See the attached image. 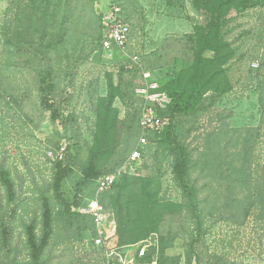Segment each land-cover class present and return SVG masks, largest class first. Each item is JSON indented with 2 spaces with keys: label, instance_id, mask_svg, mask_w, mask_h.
<instances>
[{
  "label": "rangeland",
  "instance_id": "obj_1",
  "mask_svg": "<svg viewBox=\"0 0 264 264\" xmlns=\"http://www.w3.org/2000/svg\"><path fill=\"white\" fill-rule=\"evenodd\" d=\"M13 1L0 0V168L10 172L15 186V200L10 201L0 183V219L7 221L12 233L10 262L29 261L26 226L36 222L41 235L42 202L46 197L55 225L44 264H106L102 249L93 245L89 234L78 232V226L56 199L53 180L57 161L47 153L66 149L63 163L69 174L62 183L63 198L70 203L75 197L85 202L92 199L95 185L83 184L81 170L103 140L95 109L108 95L109 80L115 85L122 79L134 87L142 86L140 68L130 60L134 55L139 57L141 68L151 71L153 80L159 83L189 69L193 63L190 37L194 27L205 25L208 17L194 8L192 0H115L128 17L132 40L127 51L106 53L98 42L101 17L109 10L110 0H75L70 12L65 0H52L51 35L36 47L49 50V54L36 58L23 55L15 41L6 39L7 24L11 25L12 37L26 20V14L16 17ZM22 1L21 6L28 8L29 2ZM231 19L224 33L236 51L226 66L230 91L215 103L210 99L212 93L208 94L199 113L176 120L178 133L192 153L189 181L200 195L202 230H198L174 178L173 156L166 144L153 140L136 177L160 183L158 199L169 207L163 210L159 234L116 249L124 263L135 264L140 258V245L145 243L151 264H157L158 241L171 235L175 240L166 250L167 264H186L188 250L200 264H264V222L257 220L256 211L245 220V213L228 198L232 189L235 193L248 186L252 191L256 187L264 189V113L260 106L264 94V7L242 15L233 12ZM254 62L260 65L258 70L253 69ZM42 67H50L53 72L54 100L62 114L59 121H53L40 104L38 71ZM134 107H140V103ZM114 108L118 120L108 139L105 172L123 165L138 142V125L130 122L134 110L119 98ZM235 178L241 184L231 188ZM104 202L108 204V200ZM113 218L114 214L109 216V228ZM4 253L0 252V264L8 259Z\"/></svg>",
  "mask_w": 264,
  "mask_h": 264
},
{
  "label": "trees",
  "instance_id": "obj_2",
  "mask_svg": "<svg viewBox=\"0 0 264 264\" xmlns=\"http://www.w3.org/2000/svg\"><path fill=\"white\" fill-rule=\"evenodd\" d=\"M26 1L29 2L28 8L21 6L24 4L22 0H14L15 5L12 2L11 7L15 8L16 17L21 18L26 14V20L20 24L21 26L18 25L20 27H17L15 30L16 35H12V37L11 25L7 24L5 36L9 43L15 41L16 48L23 55L30 54L36 58L38 56L44 57L49 54V50H37L36 47L38 46V42L44 44L45 40L51 35L50 29L53 27L50 24L54 17L51 14L54 12V5L51 3L52 0ZM74 1L65 0L68 12L72 9ZM192 3L197 11L207 15L208 21L205 25H196L194 33L190 37L192 66L189 69L181 71L166 83H162V90L172 98L170 108L167 112L162 113V116L168 117L169 124L162 134L149 135V141L151 143L153 140H156L166 144L170 154L173 156L172 170L174 178L188 201L187 206L189 210L197 220L198 230L201 231L202 218L204 216L202 211L199 210L201 199L199 192L190 185L189 181L192 153L178 133L176 120L179 117L192 116L199 113L204 108V101L208 94L212 93L210 99L212 103H215L217 98L230 91L231 87L226 81V66L235 58L236 51L232 44L225 39V30L232 20L231 14L233 12L242 15L250 9L264 7V0H192ZM27 12L34 13L33 15H28L29 13ZM126 18L129 22L128 17ZM15 36L16 38H14ZM101 40L102 35L100 33L99 45ZM207 53H211L212 55L208 56ZM138 71L140 72V69ZM127 72L132 73L134 71L128 70ZM143 85L144 82L142 83ZM136 88L132 82L124 83L122 79L117 85H115L112 79L109 80L108 95L99 100L95 109L103 140L97 145V149L92 151L88 162L81 170L84 185L91 183L96 185V182L101 177L113 173L122 166L121 164L113 170L105 172L103 163L107 151L106 148L109 146V136L114 131L118 120V114L114 108V102L117 98L127 108L134 110L133 117L130 114L128 116L132 117L131 124L138 125L139 139V119L143 100L136 97ZM38 89L41 106L51 114L53 121H59L62 118V114L54 100L56 85L50 67H42L38 71ZM137 103H140V107H134ZM260 106L262 113H264L263 93L260 96ZM68 174L69 171L63 161H57L53 180L55 197L64 207V212L68 215L69 219L78 226V232L81 235L84 233L89 234L95 246L94 239L97 233L93 219L79 212V208L83 205L84 201L79 197H75L74 201L70 203L63 198L61 192L62 183ZM231 182V188L235 184H241L238 178L233 179ZM0 183L5 188L9 200L14 201L15 186L10 172L5 168H0ZM159 189L160 183H154L152 179L123 175L109 191L102 194L100 202L107 210L112 211L117 226L114 236L115 242L112 248L120 250L124 247L134 246L147 240L151 234L160 233V227L164 220L163 210L168 209L169 206L159 201ZM231 192L233 194L228 198L238 205L241 212L245 213V220H248L254 211H256L257 220L264 222V189L256 187L252 191V188L248 186L243 192L235 193L234 189ZM103 196L106 197L102 199ZM106 200H108L107 205L104 202ZM54 225L55 215L49 200L44 197L41 214V235H38L36 222H32L26 226V241L30 250V259L25 264H44L43 256L50 246L54 234ZM11 235V229L7 221L3 218L0 219V252H5L4 254L8 258L7 260L3 259V262L6 264H19L15 261L12 262V260L10 262L12 253ZM174 240L175 238L171 235L167 238L161 236L157 247L160 257L157 264H167L166 250L171 247ZM102 251L104 252V249ZM185 262L186 264H200V259L194 257L192 252L188 250ZM151 263L152 256L147 254L145 257L137 259L135 264Z\"/></svg>",
  "mask_w": 264,
  "mask_h": 264
},
{
  "label": "built area",
  "instance_id": "obj_3",
  "mask_svg": "<svg viewBox=\"0 0 264 264\" xmlns=\"http://www.w3.org/2000/svg\"><path fill=\"white\" fill-rule=\"evenodd\" d=\"M111 6L108 11L103 13L100 21V29L102 40L100 48L106 53L125 52L130 46L132 40V28L127 21L124 11L115 0H110ZM130 60L139 66L144 85L136 89V95L143 100L141 107L139 129L140 136L136 148L129 154L126 162L116 169L113 173L101 177L95 185L94 196L89 201H84L79 208V212L83 215L90 216L93 219L95 230L97 233L94 244L98 248L104 249L106 264H115L116 260L119 264L124 260L116 253V248L112 239L117 230L115 219L113 218L110 228L108 227L109 216L113 217L112 211L107 210L100 202V197L109 191L123 175L136 176L139 163L148 154L150 148L149 135H160L164 132L169 124L168 117L162 116L167 112L172 103V98L162 90V83L153 80L151 71L142 69L140 59L137 55L130 57ZM253 69H258V62L252 64ZM66 149L60 151L50 150L47 155L55 161H63ZM139 252V257L146 255L147 246L143 243ZM118 250V249H117ZM114 256L117 259H114ZM119 257V259H118Z\"/></svg>",
  "mask_w": 264,
  "mask_h": 264
}]
</instances>
